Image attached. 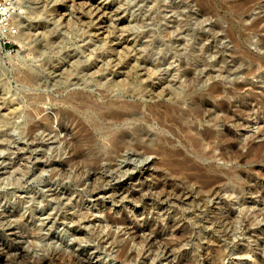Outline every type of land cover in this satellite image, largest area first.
Segmentation results:
<instances>
[{"label": "rangeland", "instance_id": "374dc122", "mask_svg": "<svg viewBox=\"0 0 264 264\" xmlns=\"http://www.w3.org/2000/svg\"><path fill=\"white\" fill-rule=\"evenodd\" d=\"M4 1L0 264H264V0Z\"/></svg>", "mask_w": 264, "mask_h": 264}, {"label": "bare ground", "instance_id": "6f19581e", "mask_svg": "<svg viewBox=\"0 0 264 264\" xmlns=\"http://www.w3.org/2000/svg\"><path fill=\"white\" fill-rule=\"evenodd\" d=\"M10 1V0H9ZM63 1V0H62ZM11 2V4H12V6H10V7H7V8H5V11L6 12H8L11 8H17L18 6L17 5H14L13 4V2L12 1H10ZM65 2H68V3H81V2H85L89 7H93V8H95L94 10H96V13H97V11H100V13L102 12V11H105L106 10V7L102 4L103 2H101L100 3V1H94V0H65ZM106 3V2H105ZM82 4V3H81ZM77 5V4H76ZM109 5V4H108ZM75 7V6H74ZM80 7V6H79ZM85 7V6H84ZM82 8V7H81ZM92 8V9H93ZM92 12V11H91ZM107 13V12H106ZM114 14V13H113ZM65 15V14H64ZM82 15V14H81ZM97 15V14H96ZM102 15V14H101ZM111 15H112V13H111ZM110 15V16H111ZM13 16V19L15 18V17H17V14L15 13V15H12ZM104 16H106V15H104ZM103 16V17H104ZM66 17V16H65ZM99 18V17H98ZM118 18V17H117ZM12 19V18H11ZM14 20H16V19H14ZM18 20V19H17ZM35 20V19H34ZM94 20H95V18H94ZM117 20V19H116ZM123 20V19H122ZM100 21V20H99ZM15 22V21H14ZM13 24V23H12ZM117 24V23H116ZM121 24V23H120ZM15 25V24H14ZM18 26V25H17ZM100 26V25H99ZM16 27V26H15ZM104 27V26H103ZM16 28H18V27H16ZM28 28L30 29V30H34V29H36L35 27H33L32 25H30V26H28ZM42 29V28H41ZM102 28H100V30H101ZM37 30V29H36ZM98 30H99V28H98ZM99 30V31H100ZM96 32V31H95ZM10 33H12V32H10L9 31V29H8V31H4L3 33H2V31H1V29H0V36H9V34ZM98 33V32H97ZM103 33V32H102ZM18 36V35H17ZM19 37V36H18ZM14 38V37H13ZM120 43V42H119ZM125 43V42H124ZM122 44V43H121ZM116 45V44H115ZM122 46V45H121ZM121 48V47H120ZM0 49H1V47H0ZM120 53V52H119ZM87 71V70H86ZM127 73V72H126ZM22 78V80H24L25 81V84L27 83L28 85H34V84H36V86H38L39 84H37L36 83V81L37 80H35L34 79V76L33 75H30L29 73L28 74H24V76L23 77H21ZM43 80V79H42ZM19 81V80H18ZM154 87V86H153ZM38 88H39V86H38ZM40 93V92H39ZM1 94H3V93H1ZM0 94V95H1ZM162 94V93H161ZM43 95V94H42ZM41 95V96H42ZM74 95V94H73ZM149 95L151 96V97H155V96H158L157 95V93H149ZM38 96V95H37ZM36 96V97H37ZM31 97V96H30ZM35 97V98H36ZM1 98V97H0ZM32 98V97H31ZM38 98V97H37ZM39 98H41L40 96H39ZM39 98L38 99H36V100H38L39 102H41L40 100H39ZM12 99V98H11ZM63 99V98H62ZM46 100V99H45ZM64 100V99H63ZM87 100V99H86ZM65 101H66V99H65ZM64 101V102H65ZM69 101V100H68ZM85 102V101H84ZM66 103H67V101H66ZM68 104V103H67ZM97 104V103H96ZM79 105V104H78ZM117 105H119V104H117ZM130 107V106H129ZM132 107V108H131ZM130 108H128L126 105H122V106H117V108L115 107H108V105L107 106H105L104 108H100V107H98L97 105H94V104H92L91 103V105L90 104H87V102L86 103H83V105H81V108H82V110L83 111H86V113H88V115H91V122H92V124L91 125H93V128H95L96 130H99L103 135H107V136H111V141H110V147H111V150L112 149H115V150H118L117 148H119V147H121V142H122V140L121 139H118L119 138V136L121 135V133L117 130V129H113L112 127L110 128V126L111 125H116V123H118V122H121V121H123L124 120V116L125 115H127L128 114V112L130 113V114H134L135 113V111L136 110H138L139 108L137 107V106H131ZM8 108V107H7ZM11 108V107H10ZM28 108V107H27ZM35 108H37V107H35ZM2 110V109H1ZM4 110V109H3ZM14 110V109H13ZM36 110H38V109H36ZM169 110V109H168ZM171 110V109H170ZM32 111V110H31ZM39 111V110H38ZM139 111V110H138ZM166 111V110H165ZM174 111V110H173ZM137 112V111H136ZM150 112V111H149ZM152 112V111H151ZM167 112V111H166ZM175 112V111H174ZM30 113V112H29ZM28 113V114H29ZM32 114H33V112H31ZM30 113V114H31ZM169 113V112H168ZM172 113V112H171ZM29 114V115H30ZM150 114V113H149ZM154 114H155V112H154ZM34 115V114H33ZM32 115V116H33ZM152 115V114H151ZM160 115V114H159ZM171 115V114H170ZM175 115V114H174ZM31 116V115H30ZM157 116V115H156ZM169 116V115H168ZM172 116H173V114H172ZM176 116V115H175ZM175 116H173L172 118H176ZM49 117V116H48ZM47 118V117H46ZM167 118V117H166ZM165 118V119H166ZM171 118V117H170ZM89 119V118H88ZM158 119H159V117H158ZM161 119V118H160ZM159 119V120H160ZM173 119V121L175 122V120ZM134 120V119H133ZM149 120V119H148ZM169 120V119H168ZM172 120V119H171ZM162 121V120H161ZM159 122V121H158ZM169 122V121H168ZM217 122V121H216ZM186 123V122H185ZM172 124H173V122H172ZM38 125H39V123H38ZM41 126V125H40ZM21 127V126H20ZM19 127V128H20ZM31 127V126H30ZM30 127H29V129H30ZM33 127L34 126H32L31 128L33 129ZM185 127V126H184ZM187 127H189L190 128V126H186V128ZM41 128V127H40ZM29 129H28V131H29ZM121 129V128H120ZM43 131V130H42ZM121 131V130H120ZM31 132V131H30ZM106 136V137H107ZM202 137V136H201ZM204 138V137H203ZM119 140H121V141H119ZM202 140V139H201ZM109 143V142H108ZM118 222V221H117ZM102 225V224H101ZM123 246V245H122ZM121 246V247H122ZM120 252H121V254H122V252H124L123 251V249H120ZM128 254V253H127ZM134 255V254H133ZM119 256H120V254H119ZM118 256V257H119ZM127 256V255H126ZM131 256V255H130ZM129 256V257H130ZM74 257V256H73Z\"/></svg>", "mask_w": 264, "mask_h": 264}, {"label": "built area", "instance_id": "2783aa9c", "mask_svg": "<svg viewBox=\"0 0 264 264\" xmlns=\"http://www.w3.org/2000/svg\"><path fill=\"white\" fill-rule=\"evenodd\" d=\"M10 3L5 2L4 0L0 1V27L1 28H6L7 22L9 19V13L5 11V8L10 7ZM12 8L10 9V14H11ZM4 30V29H3Z\"/></svg>", "mask_w": 264, "mask_h": 264}]
</instances>
